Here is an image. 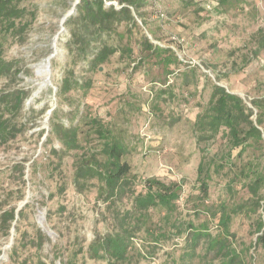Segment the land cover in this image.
<instances>
[{"label":"rangeland","instance_id":"obj_1","mask_svg":"<svg viewBox=\"0 0 264 264\" xmlns=\"http://www.w3.org/2000/svg\"><path fill=\"white\" fill-rule=\"evenodd\" d=\"M212 1L148 0L142 18L136 16V28L128 31L123 25L105 35L118 52L100 65L94 64V50L85 58L75 51L72 26L61 27L75 0H25L18 4L24 16L17 28L0 26L3 57L19 71L0 78V92L29 93L20 111L6 116L15 137L0 144V217L26 202L9 235L0 222L1 264H223L235 253L241 264H264V246L257 243V222L264 215L257 201L264 197V181L256 196L247 178L249 169L264 172V134L242 153L231 147L226 129L208 141H198L194 129L214 84L240 96L254 109L256 121L252 102L264 99V0H230L220 8ZM111 3L119 8L117 1ZM76 16L77 9L67 21ZM141 36L171 52L150 55ZM65 78L73 89L60 93ZM89 117L127 145L123 161L131 166L135 191L142 189L140 178L182 186L177 213L202 232L197 247L186 234L171 232L159 242L135 238L124 262L90 258L91 243L112 232L113 222L112 209L97 196V180L86 189L74 184L77 161L102 149ZM80 119L79 146L67 150L52 123L69 128ZM260 128L264 132V125ZM203 156L211 179L208 201L198 205ZM131 204L128 196L122 206ZM223 212L231 215L229 233L220 223ZM150 214L154 221L164 216L160 209ZM222 239V251L208 245Z\"/></svg>","mask_w":264,"mask_h":264},{"label":"trees","instance_id":"obj_2","mask_svg":"<svg viewBox=\"0 0 264 264\" xmlns=\"http://www.w3.org/2000/svg\"><path fill=\"white\" fill-rule=\"evenodd\" d=\"M25 0H0V26L9 30L17 28V20L24 16V11L18 4ZM117 1L119 8L113 3ZM230 0H219V6L224 7ZM110 2V5L107 3ZM148 0H81L77 6V16L71 17L66 26H72L71 44L75 51L85 58L91 50L95 51L94 64L100 65L109 60L118 52L115 45L108 43L106 36L121 26L127 30L137 27L136 16L142 18L141 10L146 7ZM145 27L148 24L142 20ZM141 45L150 55L161 58L163 53L171 52L151 42L146 36H141ZM128 54L132 53L131 47H125ZM123 54V53H122ZM169 57V56H168ZM167 57V58H168ZM162 60V59H161ZM165 60V59H163ZM14 62L4 59L2 44H0V78L18 74ZM91 83L86 84L89 89ZM73 83L70 78L63 79L61 92H70ZM29 93L0 92V144L6 143L15 137V130L6 118L8 113L19 112L24 97ZM253 106L257 109L256 121L252 120L255 112L248 107L243 99L228 92L224 87L214 84L208 104L196 117L194 129L198 141H208L216 138L222 129L227 130L229 142L234 149L241 148L245 152L253 144L250 142L263 141L264 132L260 127L264 125V99L254 100ZM52 118L57 115L56 109L52 112ZM83 116V115H82ZM86 116H83L84 121ZM80 119L78 124H71L69 128L59 123H52V131L57 132L60 140L67 150L78 148V135L80 131ZM93 132L102 140V149L97 154H84L76 163L74 176L75 187L79 190L86 189L89 181L97 180L98 198L112 209L111 220L113 222L112 232L102 237H96L89 247V256L95 260H107L109 263L124 262L132 248L135 238L152 239L153 242L168 240L173 233L176 237L186 234V241L191 243L192 248L197 247L202 238V232L196 230L192 221H186L179 217L178 202L182 197V186L178 183H165L157 178H140L142 189L137 192L131 176V166L123 161L127 154V145L123 140L113 135L111 129L107 128L97 118H88ZM49 137L44 146L47 145ZM55 154L56 150H54ZM251 182L248 185L253 195L258 194L259 185L264 181V172L258 168L249 169ZM137 179V177H136ZM211 179L210 167L203 156L198 168V181L200 184L199 195L196 200L198 205L206 204L209 198V180ZM128 196L132 198L130 208L122 206ZM119 204V205H118ZM257 205L264 214V197L259 198ZM160 209L164 216L154 221L150 214L151 210ZM24 211L13 208L3 212L0 222L4 225L7 235L19 215L22 218ZM177 216L175 217V215ZM231 215L223 212L220 223L225 227L227 233ZM257 243L264 246V215L257 222ZM172 232V233H171ZM41 240L44 237L42 234ZM220 246L222 251L225 243L222 240L208 241V245ZM234 257L223 261V264H241ZM38 264H46L40 261ZM70 264V263H68Z\"/></svg>","mask_w":264,"mask_h":264},{"label":"water","instance_id":"obj_3","mask_svg":"<svg viewBox=\"0 0 264 264\" xmlns=\"http://www.w3.org/2000/svg\"><path fill=\"white\" fill-rule=\"evenodd\" d=\"M81 3V0H76L72 9L64 16L63 19H68V17L72 16L75 12H76V9H77V6ZM110 5V3L108 4ZM64 30V28H63ZM55 56V54L51 55L48 59H47V62H48V69L50 68V61L51 59ZM48 81L50 83V79L48 78ZM52 111L49 112V114H51ZM46 138V137H45ZM45 140V139H44ZM26 204V202L24 204H21V206H19L18 210H17V213L22 209V207H24ZM18 217V216H17ZM13 233H14V229H13ZM13 236V235H12ZM13 239H14V236L12 237V240H11V243H10V246L13 244ZM3 257L0 258V264H1V259H3Z\"/></svg>","mask_w":264,"mask_h":264},{"label":"built area","instance_id":"obj_4","mask_svg":"<svg viewBox=\"0 0 264 264\" xmlns=\"http://www.w3.org/2000/svg\"><path fill=\"white\" fill-rule=\"evenodd\" d=\"M213 6H215V8H217L219 6V0H215L210 2ZM212 7L208 4L207 5V9H211Z\"/></svg>","mask_w":264,"mask_h":264},{"label":"bare ground","instance_id":"obj_5","mask_svg":"<svg viewBox=\"0 0 264 264\" xmlns=\"http://www.w3.org/2000/svg\"><path fill=\"white\" fill-rule=\"evenodd\" d=\"M76 1V0H75ZM75 3V2H74ZM73 3V5H74ZM67 21V18L66 19H62L61 21V27H63V25L65 24V22ZM63 31V28L61 29V32ZM64 32V31H63ZM60 35V34H59Z\"/></svg>","mask_w":264,"mask_h":264}]
</instances>
